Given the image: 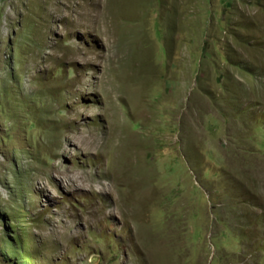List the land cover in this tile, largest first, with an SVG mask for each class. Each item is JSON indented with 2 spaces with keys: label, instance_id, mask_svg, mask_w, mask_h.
Wrapping results in <instances>:
<instances>
[{
  "label": "rangeland",
  "instance_id": "1",
  "mask_svg": "<svg viewBox=\"0 0 264 264\" xmlns=\"http://www.w3.org/2000/svg\"><path fill=\"white\" fill-rule=\"evenodd\" d=\"M0 264H264V0H0Z\"/></svg>",
  "mask_w": 264,
  "mask_h": 264
},
{
  "label": "bare ground",
  "instance_id": "2",
  "mask_svg": "<svg viewBox=\"0 0 264 264\" xmlns=\"http://www.w3.org/2000/svg\"><path fill=\"white\" fill-rule=\"evenodd\" d=\"M97 3V2H96Z\"/></svg>",
  "mask_w": 264,
  "mask_h": 264
}]
</instances>
